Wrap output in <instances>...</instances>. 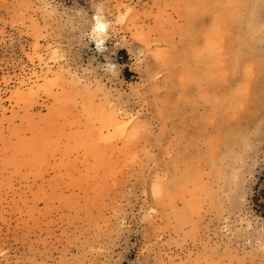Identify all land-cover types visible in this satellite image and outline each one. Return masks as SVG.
<instances>
[{
    "label": "rangeland",
    "instance_id": "1",
    "mask_svg": "<svg viewBox=\"0 0 264 264\" xmlns=\"http://www.w3.org/2000/svg\"><path fill=\"white\" fill-rule=\"evenodd\" d=\"M262 25V0H0V264H236L258 248ZM176 130L169 154L158 136Z\"/></svg>",
    "mask_w": 264,
    "mask_h": 264
},
{
    "label": "snow or ice",
    "instance_id": "2",
    "mask_svg": "<svg viewBox=\"0 0 264 264\" xmlns=\"http://www.w3.org/2000/svg\"><path fill=\"white\" fill-rule=\"evenodd\" d=\"M9 8V10L11 11V9L15 8V7H20V8H32L33 6L31 4H27V5H19V6H15V5H8L7 6ZM52 7L50 4H44L42 5V8H50ZM206 7V6H205ZM128 11L131 12L132 9L131 8H128ZM20 15H23V13H20ZM81 16H83V14L81 13ZM100 15L97 14V17H96V28H94L92 30V37L95 39L97 38L96 37V32L97 30H103L106 28V25L105 24H102L100 23ZM125 19V17H121L120 20L123 21ZM7 22V21H5ZM15 26V25H13ZM40 29H35L33 34L37 37H39L40 35ZM261 31L264 32V26L261 27ZM140 39L143 40V37H140ZM146 42V41H145ZM264 43V42H262ZM97 47L98 48H102L103 47V40L102 39H98V42H97ZM155 55L157 56V59L161 61V68L159 69V71H161V73H163V70L166 69L168 67V64L166 63H163L162 61V58L159 54V52L155 53ZM106 70L108 72H110L112 74L113 77H116L118 75H120L121 73V68L119 65L117 64H114V63H109L107 66H106ZM143 74V70H141V75ZM152 79H155V77H152ZM188 131L189 129L186 127L184 130H183V135H187L188 134ZM208 131V134H211L214 130H207ZM180 131L179 130H176L175 134L173 135V139L171 142L167 141L164 139L163 135H160L158 136V141L161 142L162 144H167L168 145V148L166 149L167 152H171L172 148H173V145L174 143L177 142V140L179 139V136H180ZM152 195L159 199L161 194H162V188L159 184V181L157 180L156 183H154L152 185ZM256 251H259L261 254H264V231L261 232V239H260V242H259V245H258V248H254L252 250L251 253L249 254H246V257L244 258H241L239 259L238 262H236V264H248V260H247V255H255ZM17 264H37L36 261L34 260H23V261H17ZM58 264H82L81 261L77 260L76 258H73V259H70V260H60L58 262ZM184 264H220V262L218 261H215V260H212L210 258H205V259H197L195 261H191V260H188V261H185Z\"/></svg>",
    "mask_w": 264,
    "mask_h": 264
},
{
    "label": "bare ground",
    "instance_id": "3",
    "mask_svg": "<svg viewBox=\"0 0 264 264\" xmlns=\"http://www.w3.org/2000/svg\"><path fill=\"white\" fill-rule=\"evenodd\" d=\"M215 1H216V0H215ZM231 1H232V0H231ZM254 1H255V0H254ZM218 2H219V1H218ZM243 3H244V2H243ZM243 3H242V4H243ZM251 4H252V3H251ZM209 5H210V4H209ZM227 5H228V4H227ZM253 5H254V4H253ZM230 6H231V5H230ZM230 6H229V7H230ZM254 6H255V5H254ZM240 7H241V6H240ZM205 8H207V7H205ZM208 8H210V7H208ZM251 8H252V7H251ZM216 10H217V9H216ZM236 10H237V9H236ZM236 10H235V12H236ZM253 10H254V8H253ZM253 10H252V11H253ZM212 11H213V10H212ZM244 11H245V9H244ZM210 12H211V11H210ZM216 12H217V11H216ZM220 12H221V11H220ZM238 12L240 13V11H238ZM249 12H250V11H249ZM231 13H232V11H231ZM231 13H230V14H231ZM97 14H99V13H96V14L94 15V18H95V21H94V22H95V24H94L93 29L96 28V23H97V22H96V17H97ZM227 14H228V13H227ZM249 14H250V13H249ZM99 15H100V14H99ZM228 15H229V14H228ZM231 15H232V14H231ZM235 15H236V14H235ZM235 15H234V16H235ZM238 15H239V14H238ZM252 15H253V14H252ZM221 16H222V14H221ZM100 17H101V15H100ZM236 17H238V16H236ZM222 18H223V17H222ZM238 18H239V17H238ZM249 18H251V17H249ZM230 19H232V18H230ZM239 19H240V18H239ZM190 20H191V19H190ZM220 21H221V20H220ZM250 21H252V20H250ZM92 23H93V22H92ZM100 23L105 24V25H106V28L103 29V30H97V32H96V37H97V38H96V43L98 42V39H102V40H103V43H104V41H105V39H106V34L108 33V23L105 22V21L102 20V19H100ZM221 23H222V22H221ZM219 24H220V23H219ZM226 24H227V23H226ZM212 26H213V25H212ZM222 26H224V22H223V25H222ZM219 27H220V26H219ZM225 27H226V26H225ZM229 28H230V27H229ZM229 28H228V29H229ZM224 29H225V28H224ZM91 30H92V29H91ZM250 30H251V29H250ZM250 30H249V31H250ZM250 32H251V31H250ZM250 32H249V33H250ZM246 33H247V32H246ZM216 34H217V33H216ZM227 34H228V33H227ZM253 34H254V33H253ZM224 35H225V34H224ZM253 37H254V36H253ZM214 39H215V37H214ZM220 39H221V38H220ZM257 39H258V38H257ZM216 40H218V39H216ZM248 41H249V40H248ZM246 42H247V40H246ZM217 43H218V42H217ZM218 44H219V43H218ZM222 45H223V44H222ZM222 45H221V46H222ZM251 46H252V45H251ZM208 47H209V46H208ZM215 48H216V47H215ZM219 48H220V47H219ZM238 48H239V47H238ZM241 48H242V47H241ZM207 49H208V48H207ZM210 50H211V48H210ZM232 53H233V52H232ZM234 53H236V52H234ZM226 54H227V53H226ZM214 55H215V54H214ZM236 55H237V54H236ZM207 58H208V56H207ZM236 59H237V58H236ZM234 62H236V61H234ZM249 62H250V64H251V61H249ZM245 64H246V63H245ZM252 64H254V63H252ZM259 64H260V63H259ZM214 66H215V65H214ZM245 66L247 67V65H245ZM248 67L251 68L249 64H248ZM210 68H211V67H210ZM244 68H245V67H244ZM244 68H242V72H243ZM211 69H213V68H211ZM211 69H210V70H211ZM222 69H223V68H222ZM203 70H204V69H203ZM224 70H225V69H224ZM219 71H220V70H219ZM227 71H228V70H227ZM228 72H229V71H228ZM251 72H252V71H251ZM253 72H254V70H253ZM202 73H203V72H202ZM214 73H215V72H214ZM226 73H227V72H226ZM196 74H197V73H196ZM209 74H210V73H209ZM215 74H216V73H215ZM248 74H249V73H247V74H245V75H248ZM211 75H212V74H211ZM216 75H217V74H216ZM222 75H223V74H222ZM222 75H221V76H222ZM232 75H233V74H232ZM249 75H250V74H249ZM252 75H253V74H252ZM252 75H251V76H252ZM254 75H255V74H254ZM208 76H209V75H208ZM212 76H213V75H212ZM223 76H224V75H223ZM230 76H231V75H230ZM189 77H190V76H189ZM189 77H188V78H189ZM213 77H214V76H213ZM225 77H226V76H225ZM249 77H250V76H249ZM247 78H248V77H247ZM248 79H249V78H248ZM248 79H247V80H248ZM189 80H190V79H189ZM191 80H192V79H191ZM247 80H246V81H247ZM186 81H187V80H186ZM222 81H224V80H222ZM246 81L244 80V83H246ZM250 81H251V79H250ZM250 81H248V82H250ZM237 82H238V81H237ZM248 82H247V83H248ZM244 83H243V84H244ZM247 83H246V84H247ZM197 84H198V83H197ZM238 84H239V83H238ZM238 84H236V85L239 86ZM243 84H242V85H243ZM246 84H244V86H245ZM237 86H236V87H237ZM245 87H247V85H246ZM245 87H244V88H245ZM249 87H250V86L248 85L247 88H249ZM242 88H243V87H242ZM244 88H243V90H244ZM247 88H246V90H247ZM240 89H241V88H240ZM232 90L234 91V89H232ZM237 90H238V89H236V91H237ZM236 91H235V95H236ZM244 91H245V90H244ZM244 91H243V92H244ZM240 92H241V91H240ZM245 92H246V91H245ZM247 94H248V92H247ZM247 94H246V95H247ZM203 95H205V94H203ZM249 95H250V94H249ZM259 95H260V94H259ZM205 96H206V95H205ZM212 96H213V95H212ZM217 96H219V95H217ZM217 96H216V97H217ZM227 96H228V95H227ZM203 97H204V96H203ZM231 97H233V96H231ZM243 97H244V96H243ZM222 98H225V97H222ZM233 98H234V97H233ZM245 98H246V97H245ZM185 99H186V98H185ZM194 99H195V98H194ZM216 100H217V99H216ZM223 100H224V99H223ZM206 101H207V100H206ZM206 101H205V102H206ZM211 101H212V100H211ZM211 101H207V102H211ZM214 101H215V96H214ZM214 101H213V102H214ZM228 101H229V99H228ZM243 101H245L244 98L242 99V102H240V103H243ZM195 102H196V101H195ZM213 102H212V103H213ZM218 102H219V101H218ZM222 102H223V101H222ZM225 102H226V100H225ZM225 102H224V103H225ZM235 102H236V101H235ZM196 103H197V102H196ZM228 103L231 104V99H230V102H228ZM228 103H225V104H228ZM234 104H235V103H234ZM245 105H246V104H245ZM229 106H230V105H229ZM235 106L237 107V105H235ZM235 106H233V107H235ZM238 106H239V107H242L243 104H242L241 106H240V104H239ZM223 107H224V106H223ZM225 107H226V106H225ZM227 107H228V106H227ZM230 107H231V106H230ZM237 108H238V107H237ZM237 108H236V109H237ZM213 109H214V107L212 108V110H213ZM216 110H217V109H216ZM225 110H228V109H225ZM234 110H235V109H234ZM234 110H233V111H234ZM158 111H159V110H158ZM221 112H222V111H221ZM212 114H213V113H212ZM231 114H232V112H231ZM159 115H160V114H159ZM216 115H217V114H216ZM232 115H233V114H232ZM231 117H233V116H231ZM239 117H240V116H238L237 118H239ZM209 118H210V117H209ZM237 118H236V119H237ZM240 118H241V117H240ZM242 118H243V117H242ZM183 119H184V118H183ZM209 120H210V119H209ZM225 120H226V119H225ZM229 120H230V119H229ZM238 120H241V119H238ZM210 121H211V120H210ZM229 123H230V122H229ZM234 123H235V122H234ZM238 123H239V122H236L235 124H233V123H231V124H233V126L235 127L236 124L238 125ZM224 126H225V125H224ZM226 126H227V125H226ZM228 126H229V125H228ZM239 126H240V125H239ZM239 126H238V127H239ZM231 127H232V125H231ZM238 127H237V129H238ZM235 128H236V127H235ZM235 128H234V129H235ZM226 129L229 130L227 127H226ZM226 129H225V130H226ZM241 129H242V127H241ZM227 130H226V131H227ZM231 130H232V129H231ZM231 130H230V131H231ZM223 131H224V130H223ZM226 131H225V132H226ZM236 131H240V127H239V129L236 130ZM233 132H235V131H233ZM162 133H163V132H162ZM226 134H227V133H226ZM247 134H248V133H247ZM136 135H137V134H136ZM230 135H231L230 137L233 136V134H230ZM234 135H235V133H234ZM212 137H213V136H212ZM241 137H242V136H241ZM217 138H218V137H217ZM233 138H234V137H233ZM224 139H225V138H224ZM227 139H228V138H227ZM244 139H245V138H244ZM207 140H209V139H207ZM207 140H206V141H207ZM212 140H213V139H212ZM219 140H220V139H219ZM232 140H233V139L230 140V143H232ZM245 140H246V139H245ZM138 141H139V140H138ZM177 141H178V140H177ZM139 142H140V141H139ZM169 142H170V141H169ZM213 142H214V141H213ZM213 142H212V143H213ZM217 142H218V141H217ZM223 142H225V140H224ZM226 142H227V141H226ZM226 142H225V143H226ZM225 143H224V144H225ZM228 143H229V142H227V144H228ZM210 144H211V143H210ZM210 144H209V145H210ZM209 145H208V146H209ZM142 146H143V145H142ZM227 146H228V145H227ZM227 146H225V147H227ZM145 147H146V146H145ZM145 147L143 148L144 150H145ZM228 147H229V146H228ZM215 148H216V147H214V150H215ZM229 148H230V147H229ZM206 149H207V148H206ZM210 149H211V148H210ZM232 149H233V148H232ZM211 150H212V149H211ZM217 151H218V150H217ZM217 151H216V152H217ZM232 151H233V150H232ZM230 152H231V151H230ZM147 153H148V151H147ZM147 153H146V154H147ZM150 153H151V152H150ZM214 153H215V152H214ZM217 153H218V152H217ZM233 153H234V152H233ZM237 153H238V152H237ZM169 154H170V153H169ZM226 154H227V153H226ZM210 155H211V154H210ZM223 155H224V154H223ZM140 157H141V156H140ZM153 157H154V156H153ZM221 157H222V156H221ZM236 157H237V156H236ZM130 158H131V157H130ZM134 158H135V157H134ZM219 158H220V157H219ZM173 159H174V158H173ZM212 159H213V158H212ZM131 160H132V159H131ZM225 160H226V159H225ZM130 162H131V161H130ZM133 162H134V161H133ZM227 162H229V161H227ZM222 163H223V162H222ZM174 164H175V163H174ZM220 164H221V163H220ZM185 166H186V165H185ZM212 166H213V165H212ZM225 166H226V165H225ZM189 167H190V166H189ZM195 167H196V166H195ZM221 167H222V166H221ZM178 169H179V168H178ZM233 169H234V168H233ZM189 170H190V169H189ZM223 170H224V169H222V171H223ZM201 171H203V170H201ZM219 171H220V170H219ZM201 173H202V172H201ZM232 173H233V172H232ZM156 174H157V173H156ZM183 174H184V173H183ZM199 175H200V174H199ZM218 175H219V174H218ZM231 175H233V174H231ZM201 176H202V175H201ZM165 177H166V176H165ZM197 177H198V176H197ZM234 177H235V176H234ZM234 177H233V179H234ZM174 178H176V177H174ZM178 178H179V177H178ZM231 178H232V177H231ZM199 180H200V179H199ZM222 180H223V179H222ZM159 181H160V180H159ZM194 181H196V180H194ZM152 183H153V182H152ZM206 183H207V182H206ZM217 184H218V183H217ZM198 185H199V184H198ZM161 186H162V185H161ZM201 186H202V185H201ZM205 186H206V185H205ZM182 187H183V186H182ZM203 187H204V186H203ZM203 187H202V188H203ZM216 187H217V186H216ZM163 188H164V187H163ZM166 188H167V187H166ZM179 188H181V187H179ZM192 188H193V187H192ZM210 190H211V189H210ZM184 191H185V190H184ZM204 191H205V190H204ZM182 192H183V191H182ZM182 192H181V193H182ZM166 193H169V192L166 191ZM221 193H222V192H221ZM179 194H180V193H179ZM186 194H187V193H186ZM168 195H169V194H168ZM203 196H205V195H203ZM218 196H219V195H218ZM162 197H163V196H162ZM168 197H169V196H168ZM171 197H173V196H171ZM214 197H215V196H214ZM175 198H176V196H175ZM178 198H179V196H178ZM180 198H181V197H180ZM181 199H182V198H181ZM172 200H173V199H172ZM201 201H202V200H201ZM170 202H171V201H170ZM173 203H174V202H173ZM207 203H208V202H207ZM156 204H157V203H156ZM219 204H220V203H219ZM166 205H167V204H166ZM171 206H172V205H171ZM171 206H170V207H171ZM199 206H200V205H199ZM164 207H165V206H164ZM177 207H178V206H177ZM178 209H179V208H178ZM186 209H188V208H186ZM170 210H171V209H170ZM191 212H192V211H191ZM165 213H166V212H165ZM194 213H195V212H194ZM194 220H196V219H194ZM170 221H171V220H170ZM178 221H179V220H178ZM179 224H180V223H179ZM167 225H168V224H167ZM177 225H178V224H177ZM194 225H195V223H194ZM165 227H166V226H165ZM167 227H168V226H167ZM167 227H166V228H167ZM186 232H187V230H186ZM173 233H174V232H173ZM189 233H190V232H189ZM189 233H188V234H189ZM194 233H195V232H194ZM186 234H187V233H186ZM183 235H184V234H183ZM183 235H182V236H183ZM185 236H186V235H185ZM195 236H196V235H195ZM191 239H192V238H191ZM183 242H184V241H183ZM194 242H195V241H194ZM180 243H181V241H180ZM205 243H206V242H205ZM179 245H180V244H179ZM192 251H193V250H192ZM196 254H197V253H196ZM206 254H207V252H206ZM210 254H211V253H210ZM179 258H180V257H179ZM219 258H220V257H219ZM221 258H223V255H222ZM210 259H212V258H210ZM222 264H223V263H222Z\"/></svg>",
    "mask_w": 264,
    "mask_h": 264
},
{
    "label": "clouds",
    "instance_id": "4",
    "mask_svg": "<svg viewBox=\"0 0 264 264\" xmlns=\"http://www.w3.org/2000/svg\"><path fill=\"white\" fill-rule=\"evenodd\" d=\"M262 5H264V0H262ZM241 7H248V6L241 5ZM252 7H255V6L253 5ZM58 23H59V21H58ZM82 23H86V21H83V20H82ZM262 26H264V25H262ZM262 26H261V27H262ZM37 29H38V28H37ZM258 36H259V39H260L261 43L264 42V32H262L261 29H260V31H259V33H258Z\"/></svg>",
    "mask_w": 264,
    "mask_h": 264
}]
</instances>
